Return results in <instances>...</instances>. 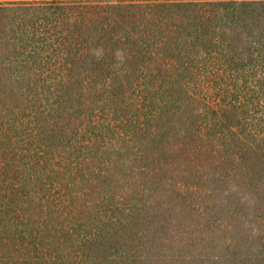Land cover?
<instances>
[{
    "label": "trees",
    "instance_id": "trees-1",
    "mask_svg": "<svg viewBox=\"0 0 264 264\" xmlns=\"http://www.w3.org/2000/svg\"><path fill=\"white\" fill-rule=\"evenodd\" d=\"M2 13L0 247L12 249L0 264H101L83 250L62 263L44 231L61 234L55 215L101 246L111 223L137 214L108 188L90 196L124 149L148 171L156 149L186 166L215 155L217 172L190 167L206 178L187 182L194 192L211 182L264 194V0H2ZM258 235L262 257L229 240L218 263L260 264Z\"/></svg>",
    "mask_w": 264,
    "mask_h": 264
},
{
    "label": "rangeland",
    "instance_id": "rangeland-1",
    "mask_svg": "<svg viewBox=\"0 0 264 264\" xmlns=\"http://www.w3.org/2000/svg\"><path fill=\"white\" fill-rule=\"evenodd\" d=\"M8 24V16L0 14V26L3 30L0 34V51L4 55L10 52ZM1 71L0 66V93L6 86L3 85L8 82L5 73ZM12 97L15 96L11 95ZM158 152L157 149L152 150L146 157L159 158L154 169L148 171L142 168L139 158L129 156L130 153L124 149L120 154L122 164L109 169L106 184L102 183L99 187L98 184H93L90 195L92 199L97 200V195L103 193L102 188H108V194L115 198L124 197L127 199L125 202L130 201L137 213L133 217L124 218L119 225L111 223L113 228L110 230L115 232L110 239H101L105 242L104 245L84 240L83 233L75 237V233L60 217L52 215L48 218V221H54L55 228L60 224L65 225L60 235L44 231L47 247L65 252L60 258L62 263L67 256L73 257L72 253L83 250L89 259L101 264H219L218 261H222V258L218 249L229 240L237 243L235 248H241L246 253L256 254L260 251L261 240L258 233L264 229L262 191L234 183L221 191V188L211 182L206 186L198 182L194 184V192L187 182L191 178L204 182L206 178H197L203 171L196 168L195 172H191L190 167L199 162L207 164L209 171L217 172L222 166L217 165V157L213 155L209 159L197 156L186 166L187 162L183 157L167 163L163 161L161 152L160 155ZM204 186L206 193L202 195L201 188ZM82 205L83 215L92 209ZM93 223H96V219L90 221V224ZM31 232L32 235H38L35 230ZM64 240L66 242L58 247ZM224 247L225 245L221 250ZM3 248L10 253L12 246L10 242H5L0 247L1 250ZM259 256L262 257L261 251ZM260 264H264V261Z\"/></svg>",
    "mask_w": 264,
    "mask_h": 264
}]
</instances>
